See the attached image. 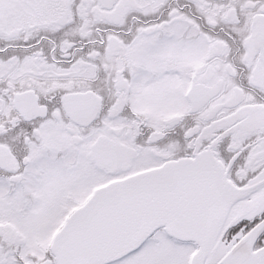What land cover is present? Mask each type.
Segmentation results:
<instances>
[{
	"label": "snow or ice",
	"instance_id": "snow-or-ice-1",
	"mask_svg": "<svg viewBox=\"0 0 264 264\" xmlns=\"http://www.w3.org/2000/svg\"><path fill=\"white\" fill-rule=\"evenodd\" d=\"M0 264H264V0H0Z\"/></svg>",
	"mask_w": 264,
	"mask_h": 264
}]
</instances>
